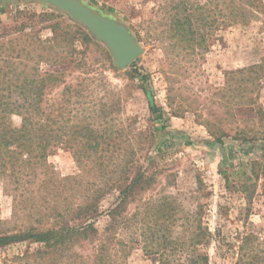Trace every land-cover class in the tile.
Masks as SVG:
<instances>
[{
    "label": "rangeland",
    "instance_id": "374dc122",
    "mask_svg": "<svg viewBox=\"0 0 264 264\" xmlns=\"http://www.w3.org/2000/svg\"><path fill=\"white\" fill-rule=\"evenodd\" d=\"M79 1L128 29L142 50L135 60L136 68L150 77L154 102L168 118L166 130L153 134L154 118L139 82L133 78L131 67L117 69L110 54L108 57L102 48L94 45L85 47L76 42L81 52L75 56L78 67L64 75L63 85L45 92L42 106L47 110L57 103L65 104L68 96H72L70 102L76 103V107L67 109L70 114H64V131L80 119L79 115L83 117L81 114L88 106L95 104L97 120L105 121L104 126L113 133L107 140L120 146L116 154L120 158L127 157L126 152L134 149L135 164L130 177L146 169L148 175L155 176L151 187L128 207L129 216L134 214V217L128 222V229L117 232L125 242L127 256L122 258L123 254L117 251L112 263L160 264L158 256L147 254V242L143 237L148 233L142 235L140 229L152 226L151 206L168 202V209L174 216L164 226L166 230L162 227L161 231L170 238L183 235L180 226L189 223L199 207L202 223H206L211 232L220 229L219 239L222 240V245L213 241L207 247L209 264H234L235 249L242 232L253 230L260 231L261 238L264 235V182L260 180L255 189L247 214L243 195L233 187L227 188L225 176L221 174L231 170V165L260 155L256 151L244 156L239 145L242 136L249 137L264 130L260 119L264 113V0H259L261 3L257 0ZM239 3H244L247 9L246 22L228 24L226 19L233 13L231 8L238 9ZM52 10L37 1L0 0V55L7 53L10 42L14 48H23L33 34L37 33L41 40L50 38L47 26L51 22L42 23L33 14ZM185 13H191L192 19V26L186 30L195 34L198 44L182 41L183 30L173 25ZM19 62L22 65H18ZM15 63L18 69L25 68L28 73L33 64L27 58ZM64 67L49 62L38 65L41 72L47 73L61 71ZM249 69L257 73H247ZM64 85L71 87L70 92L63 91ZM73 89L79 91L78 97L74 96ZM75 115L79 118L75 119ZM11 123L18 127L21 119L12 116ZM169 131H175V137L166 134ZM219 141L225 149V161ZM72 145L75 149L76 144L69 138L67 130L63 143L47 158L54 181L77 178L75 182H64L67 188L57 191L58 194L45 196L12 191L4 180H0V234L80 224L65 223V220L61 223L60 218L54 223L49 216L55 202L60 211L65 206L73 210L82 200L84 186L87 188L95 179L89 171L92 164H87L84 169L78 166L70 148ZM228 173V183L232 185L233 178L238 176L232 170ZM42 179L41 175L38 182ZM116 194L112 190L99 200L101 211L110 207ZM94 226L97 238L84 242L81 248L75 249L76 253L89 255L95 250L97 239L102 238L109 227L108 217L105 214L97 216ZM36 247L29 242L0 247V264H38L32 258L28 262L17 260L27 250L34 252Z\"/></svg>",
    "mask_w": 264,
    "mask_h": 264
},
{
    "label": "trees",
    "instance_id": "16d2710c",
    "mask_svg": "<svg viewBox=\"0 0 264 264\" xmlns=\"http://www.w3.org/2000/svg\"><path fill=\"white\" fill-rule=\"evenodd\" d=\"M238 5H236L238 9L231 8L233 13H230L226 19L228 24L246 22L244 16L247 9L244 3ZM34 16L42 23L51 22L47 26L51 37L41 40L37 37V33L33 34L30 36L29 43L23 48H14L13 42H10L6 49L7 53L0 55V180H4L12 191L23 190L36 195L51 196L58 194L57 191L61 192L64 187L67 188V185L63 183L75 182L77 178L69 177L60 182L54 181L51 176L53 173L47 165L48 156L54 148L63 143L64 132L67 130L69 138L74 145L76 144L75 149L73 145L70 146L76 163L83 169L87 164H92L89 171L93 172L95 179L88 183L87 188L86 185L84 186L82 200L73 210L65 206L60 211L56 202L50 207L49 216L55 220L54 223H58L56 219L60 218L61 223L65 220L67 221L65 223L80 224L52 225L45 229L30 228L12 234L1 233L0 247L25 242L35 244L37 247L34 252L27 250L21 257H17V260L28 262L32 258L38 264H61V262H64L63 264L67 262L68 264H114L112 257L117 251L123 254L122 258L127 256L125 242L117 232L128 229V222L134 217V214L129 216L128 207L135 202L139 194L151 187L155 176L148 175L146 169L130 177V171L135 164L134 149L126 150L127 157L120 158L116 154L120 146L108 141L113 133L104 126L105 121L97 120L98 117L94 114L95 104L88 106L87 110H84L86 112L81 114L83 117L79 115L80 119H77L79 117L75 115L77 121L71 123L65 131V126L62 125L64 114L71 113L67 111L70 106L76 107L75 102H70L72 96L67 97L65 104L57 103L49 110L42 106L45 92L63 85L64 75L78 67L75 56L81 52L76 42L85 47L88 45L100 47L108 57L109 53L84 29L68 21L69 19L61 13L52 10L43 11L38 15L34 13ZM190 17L191 13H185L180 21L176 20L173 23L174 26L183 30L182 41L189 45L197 38L190 30H186L192 26ZM22 58L33 62L29 67V73L24 71L25 68H17L15 62ZM40 62L59 63L65 67L54 73L41 72L38 68ZM18 65L22 64L19 62ZM23 66L26 67V65ZM129 66L132 69L133 78L139 82V88L148 100L149 111L155 124L152 133L165 131L168 118L166 112L154 102L150 89V77L142 69L136 68L135 61ZM250 72L257 73L254 69H249L247 73ZM250 85H253V82ZM70 90V86L64 85L63 91L70 92ZM73 91L74 96L78 97L79 91L77 89ZM12 116L21 119L20 126L12 125ZM260 119L264 125V113L260 115ZM166 134L175 137L176 132L169 131ZM240 140V152L244 156L254 154L256 151L260 155L256 159L241 161L236 166L231 165V170L238 176L233 178L232 185L228 183V171L231 170H225L221 174L225 176L227 188L233 187L236 192L243 195L247 203L246 212L249 214L248 205L250 206L253 200L254 191L259 186L260 180L264 182V130L249 137L244 135ZM187 144L189 145L190 141ZM224 150L223 143L220 142V151L225 161ZM88 161L90 162L87 163ZM41 175L44 179L38 182ZM112 190L117 193L113 202L105 211H101L99 200ZM169 205L170 203L167 202L151 206L152 226L148 228L143 226L140 229L142 235L145 232L148 233L143 237L147 242L145 245L148 249L147 254L158 256L160 264H209L207 247L213 241L222 245V240L219 239L220 229L211 232L207 224L202 223V213L198 207L192 214L191 221L182 223L183 225L180 226L183 235L170 238L165 231H161L174 216V213L168 209ZM101 214H105L109 219L106 234L97 239V247L91 254L76 253L75 249L81 248L84 242H92L97 238L94 221ZM164 230H166L165 227ZM259 235L260 231L253 230L239 235L234 264H264V235L262 238Z\"/></svg>",
    "mask_w": 264,
    "mask_h": 264
},
{
    "label": "water",
    "instance_id": "95a60500",
    "mask_svg": "<svg viewBox=\"0 0 264 264\" xmlns=\"http://www.w3.org/2000/svg\"><path fill=\"white\" fill-rule=\"evenodd\" d=\"M37 1L84 29L96 42L109 52L113 65L123 70L133 63L142 50L128 29L119 21L106 17L79 0H25Z\"/></svg>",
    "mask_w": 264,
    "mask_h": 264
}]
</instances>
